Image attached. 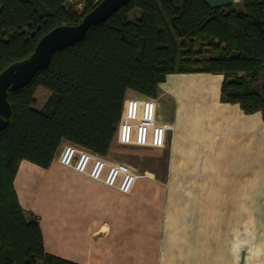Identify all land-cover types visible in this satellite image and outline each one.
Here are the masks:
<instances>
[{"label": "trees", "instance_id": "1", "mask_svg": "<svg viewBox=\"0 0 264 264\" xmlns=\"http://www.w3.org/2000/svg\"><path fill=\"white\" fill-rule=\"evenodd\" d=\"M66 1L0 0V73L99 2L79 16ZM190 72L222 75L221 101L264 119V0L216 7L206 0H132L56 51L26 86L8 90L11 116L0 132V264H78L46 252L39 217L24 211L14 188L20 162L48 168L65 141L109 156L128 91L156 98L169 74ZM40 87L49 97L37 110Z\"/></svg>", "mask_w": 264, "mask_h": 264}, {"label": "crops", "instance_id": "2", "mask_svg": "<svg viewBox=\"0 0 264 264\" xmlns=\"http://www.w3.org/2000/svg\"><path fill=\"white\" fill-rule=\"evenodd\" d=\"M222 80L173 73L160 84L157 113L174 128L163 148L128 151L146 174L130 194L55 159L22 160L14 188L46 252L78 264H264V119L222 102Z\"/></svg>", "mask_w": 264, "mask_h": 264}, {"label": "built area", "instance_id": "3", "mask_svg": "<svg viewBox=\"0 0 264 264\" xmlns=\"http://www.w3.org/2000/svg\"><path fill=\"white\" fill-rule=\"evenodd\" d=\"M97 0H67L68 11L83 16ZM173 124L157 113L155 98L145 95L127 96L116 131V142L121 146L159 149L166 145ZM55 161L78 174L112 188L122 194H130L136 182L146 176L131 164L102 156L90 149L65 141L55 156Z\"/></svg>", "mask_w": 264, "mask_h": 264}, {"label": "water", "instance_id": "4", "mask_svg": "<svg viewBox=\"0 0 264 264\" xmlns=\"http://www.w3.org/2000/svg\"><path fill=\"white\" fill-rule=\"evenodd\" d=\"M132 0H99L76 25H60L38 41L34 51L27 58L14 62L0 73V132L8 125L11 116V105L8 100V90H17L26 86L38 71L46 68L53 54L81 40L88 30L107 20L121 7ZM264 94V78L261 83Z\"/></svg>", "mask_w": 264, "mask_h": 264}, {"label": "rangeland", "instance_id": "5", "mask_svg": "<svg viewBox=\"0 0 264 264\" xmlns=\"http://www.w3.org/2000/svg\"><path fill=\"white\" fill-rule=\"evenodd\" d=\"M135 14H137L138 15V10H136L135 12H134V15ZM133 15V13L130 15L131 17H133L134 16ZM48 97H49V92L46 90V89H44V88H42V87H40V88H38L37 89V91H36V94H35V105H34V108L35 109H37V110H40L43 106H44V104L46 103V101H47V99H48ZM116 145H117V142L116 141H114V143H113V145L112 146H115L116 147ZM132 148H135V149H142V148H139V147H127V146H119L118 145V148H116L115 150V153H118V154H113V153H111V154H113L115 157H121V158H113V157H110V158H112V159H116V160H120V161H124L122 158H124L125 159V162H128L129 164L131 163V165H134V166H138V162H132L131 160H129L128 158H129V156H128V151L129 150H131Z\"/></svg>", "mask_w": 264, "mask_h": 264}]
</instances>
